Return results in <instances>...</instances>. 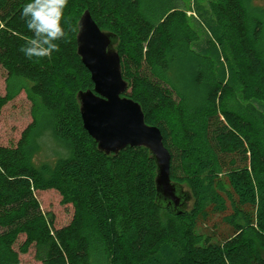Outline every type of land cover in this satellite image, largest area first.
Instances as JSON below:
<instances>
[{
	"label": "trees",
	"instance_id": "obj_1",
	"mask_svg": "<svg viewBox=\"0 0 264 264\" xmlns=\"http://www.w3.org/2000/svg\"><path fill=\"white\" fill-rule=\"evenodd\" d=\"M26 2L0 0V66L7 83H30L27 97L33 111H41L16 145H0V253L20 264L14 247L24 237L19 252L35 248L42 264H93L96 235L107 264H264V142L255 120L225 107L230 96L247 98L248 88L264 98V27L260 22L251 26V0H211V16L197 7L195 21L207 33L196 43L197 51L184 53L197 35L187 30L178 37L187 19L178 11H166L155 24L142 0H67L58 51L32 60L19 51L32 37L21 18ZM85 11L102 31L118 38L115 48L128 83L124 96L141 106L146 124L161 130L171 154L172 182L192 197L181 215L157 203V165L148 149L126 147L106 155L83 126L77 95L94 88L77 54L78 23ZM201 60L217 66L216 84H209ZM173 69L188 90L178 100L161 77ZM16 95L9 90L0 95V116ZM192 96L206 105L201 132L207 151L186 121L183 104ZM257 101L259 124H264V104ZM166 110L176 114L179 132L168 126ZM43 132L67 151L54 166L31 160ZM49 190L73 208L64 227L56 228L53 216L41 209L36 193ZM229 206L225 223L231 234L199 233L210 212L224 214ZM164 211L171 217L165 223ZM177 219L187 223L185 232ZM248 233L258 250L247 242Z\"/></svg>",
	"mask_w": 264,
	"mask_h": 264
},
{
	"label": "rangeland",
	"instance_id": "obj_2",
	"mask_svg": "<svg viewBox=\"0 0 264 264\" xmlns=\"http://www.w3.org/2000/svg\"><path fill=\"white\" fill-rule=\"evenodd\" d=\"M210 3L211 0H142L145 15L155 24L160 23V21L162 20V15H164L166 11L175 10L180 14H184L186 16V23L188 24V28L185 26L186 23L182 24L178 32V37H184L185 32H187L188 30L191 37H194L193 33L197 35V42L195 41V43L192 42L191 44H189V46L186 47L185 50H182L183 53L185 51H197L196 43H199L204 39L207 33L206 28L195 21L196 12L194 10L197 7H200L201 12L207 11L208 15L211 16L212 13L210 9ZM249 11L251 26H254V24L260 22L264 27V0H251ZM180 42L182 44L183 41ZM260 46L264 48V30L263 39ZM201 66L203 73L208 78L209 84L211 86L216 84L217 82L215 76L217 66L207 62L206 60H201ZM161 77L164 83L166 81L174 90L177 100L179 94L180 97L187 95L188 90L185 87L182 79L178 76L176 70L173 69L166 74L163 73ZM6 79L7 73L0 66V95L4 96L7 90H9V92L12 94H17L16 97L3 108L0 116V145L14 146L19 141L22 132L32 123L34 116L38 117L40 115L39 113L41 111V108L39 107L38 110L36 108L33 111L32 103L28 99L26 93V89L30 87V83L28 81L23 79H13L9 83H7ZM248 79L249 78L245 75V80ZM247 82L251 83V80L249 79V81ZM255 94H257L255 91H251V89L248 88L247 98H244L242 95L235 96L234 98L230 96L231 98L229 97V99L226 101L225 107L243 115L248 119L251 118L255 120L254 127L261 133V138L264 142V124H259L261 121H259L258 113L256 112V110H260L256 101L258 100L257 102H261V104L263 105L264 98H258ZM205 106V103L201 102L199 97L195 98L193 96L183 104V107L184 109H186L187 113V124L190 126V128L194 129L196 133L198 132V145L204 151H207V146L201 132V129L204 126ZM163 117L167 121V124L171 130L179 132L180 126L178 124L176 114L172 110L164 111ZM35 144L36 147L33 153H31L30 155L31 160L37 166H41L43 164L54 166L60 157L67 155V151L59 146L55 139L48 132H43L40 137L36 138ZM223 181V189L226 190V192L231 191L224 177ZM36 196L43 212L45 214H50L53 216L56 228L64 227L70 223L73 217V208L71 205L62 204V198L59 193L54 190H49L44 192H37ZM230 214V206L224 214H213L212 212H210L207 225L202 223L199 224V233H203L206 235L214 232L220 238L231 234L230 227L225 223V218ZM162 217L164 223L168 221L169 218H171L165 211L163 212ZM176 224L179 227L181 233L186 231L187 223L184 220L177 219ZM23 241L24 237H21L14 247L15 251L19 253L20 264H42L35 258V248H31L26 254H22L19 252V246ZM247 242L253 247L254 250H258V245L254 235L248 233ZM92 243L93 264H107L102 250V245L96 235L92 237ZM0 264H13V262L8 261L7 255L2 252L0 253Z\"/></svg>",
	"mask_w": 264,
	"mask_h": 264
},
{
	"label": "water",
	"instance_id": "obj_3",
	"mask_svg": "<svg viewBox=\"0 0 264 264\" xmlns=\"http://www.w3.org/2000/svg\"><path fill=\"white\" fill-rule=\"evenodd\" d=\"M77 54L89 70L93 90L77 95L83 126L106 155L118 154L126 147H144L157 165V203L181 215L191 195L170 177L171 154L161 130L145 122L141 106L125 97L128 83L122 76L121 59L116 50L118 38L102 31L85 11L78 23Z\"/></svg>",
	"mask_w": 264,
	"mask_h": 264
},
{
	"label": "clouds",
	"instance_id": "obj_4",
	"mask_svg": "<svg viewBox=\"0 0 264 264\" xmlns=\"http://www.w3.org/2000/svg\"><path fill=\"white\" fill-rule=\"evenodd\" d=\"M67 0H27L21 11V18L32 37L19 51L29 60L51 57L58 51L56 41L65 37L62 26Z\"/></svg>",
	"mask_w": 264,
	"mask_h": 264
}]
</instances>
